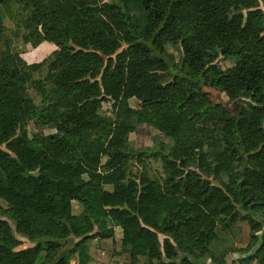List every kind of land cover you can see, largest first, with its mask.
<instances>
[{
    "label": "trees",
    "instance_id": "obj_1",
    "mask_svg": "<svg viewBox=\"0 0 264 264\" xmlns=\"http://www.w3.org/2000/svg\"><path fill=\"white\" fill-rule=\"evenodd\" d=\"M16 38L58 48L29 63ZM133 96L152 145L131 143ZM242 221L248 245L218 258ZM108 223L133 263L264 264V0H0V264H88Z\"/></svg>",
    "mask_w": 264,
    "mask_h": 264
},
{
    "label": "rangeland",
    "instance_id": "obj_2",
    "mask_svg": "<svg viewBox=\"0 0 264 264\" xmlns=\"http://www.w3.org/2000/svg\"><path fill=\"white\" fill-rule=\"evenodd\" d=\"M6 24L8 26H12L13 23L7 19ZM15 48L21 51V55L23 56L24 53L28 52L33 46L31 43H23V41L19 38H16V41L13 43ZM125 47V44L122 46V48ZM169 49L174 52L177 56L180 54V48L176 45H169ZM58 48V47H57ZM46 58V57H45ZM44 58H41L34 62H40ZM219 62L221 66L224 69H227L233 65V63L229 60H226L224 58H220ZM206 93L208 95V98L213 102H221L225 103L229 108L236 110L239 108V105H236L235 102L232 100L231 93L227 91H221L216 87H206L205 88ZM35 94V91H32ZM36 95V94H35ZM37 99L38 96L36 95ZM244 106L249 107L248 101H241ZM129 103L131 107L136 112V118L142 121V126L138 129V131L133 132L130 134V140L131 143L136 146H145V145H152L154 142V137L159 135L160 132L155 129L153 126L147 124L144 120V113H143V107L141 106L140 100L136 97H130ZM241 106V104H240ZM102 113L104 115H112L114 113V107L113 102L111 101H105L103 103ZM28 130L30 133L41 131L43 133H49L53 131L50 128L46 127H36L33 123H30L28 125ZM105 161V159H104ZM149 168L151 170V173L155 176L160 177L162 172V166L160 161L156 160H149ZM138 168H134V172H137ZM81 209L80 205L74 201V212H79ZM115 212L113 209H110L109 214L113 215ZM11 225L14 227V223L10 221ZM108 229H112L110 233L105 232V230L99 229V227L95 228V235L90 241V250L89 253L91 255V260L88 262V264H143V262L139 263H133L131 258L127 253H122L120 251L121 247V229L118 226H113V223H108L107 225H104ZM101 228V227H100ZM251 235V228L248 225L247 222H240L237 226H234L233 231H220L218 239L215 240L213 243V249L215 255L219 258L223 252L226 250H234L236 248H245L250 240ZM23 242L20 245L21 248L28 247L35 242L30 241L27 238L21 237ZM161 240H163L164 235H160ZM232 252V251H231ZM233 258H235L234 262L237 264H258L257 259H254L250 261L249 259H236L237 254L236 253H230L229 256H227V260L229 263H232ZM76 259H72L71 263L75 264Z\"/></svg>",
    "mask_w": 264,
    "mask_h": 264
},
{
    "label": "crops",
    "instance_id": "obj_3",
    "mask_svg": "<svg viewBox=\"0 0 264 264\" xmlns=\"http://www.w3.org/2000/svg\"><path fill=\"white\" fill-rule=\"evenodd\" d=\"M57 44L53 41L44 40L40 44L37 45V47H32L28 52L23 54V57L26 61L29 63L37 61L41 58H45L52 51H54L57 48Z\"/></svg>",
    "mask_w": 264,
    "mask_h": 264
}]
</instances>
